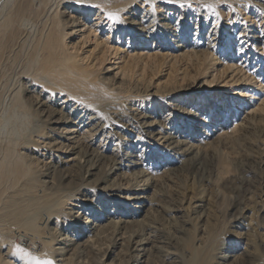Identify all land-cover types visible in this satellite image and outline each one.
<instances>
[{"label": "bare ground", "instance_id": "6f19581e", "mask_svg": "<svg viewBox=\"0 0 264 264\" xmlns=\"http://www.w3.org/2000/svg\"><path fill=\"white\" fill-rule=\"evenodd\" d=\"M11 2L0 0L1 17ZM144 2L139 5L136 0H85L80 5L68 0L61 11L63 39L49 42L53 57L48 54L52 58L41 61L45 67L40 65L46 72L43 70V74L41 67L39 71L35 68L39 75H47L39 81L38 72L33 69L36 76L31 71L20 78L22 92L12 97L1 116L0 137L8 139L9 154L13 155L15 147L21 144L18 156L46 170L21 183L19 191L9 196L10 204L3 208V214L6 213L0 217V228L6 230L0 235V264H120L125 248L133 254L129 264H264V188L259 203L243 202L235 206L237 211L231 214L235 225L225 232L217 226L219 216L215 217V201L209 187L187 184L175 193L164 188L174 170L188 166L193 169L204 162L218 176L224 161L220 162L216 147L228 144L239 132L247 136L264 121V90L254 86L245 93H231L226 89L229 84L239 86L244 78L251 81L253 77L237 78L233 75L236 69L227 64L220 71L208 70L212 78L202 83L144 87V82L142 85L139 78L131 75L138 72L136 61L150 59V53L134 52L126 58L118 56L120 49L101 48L99 41L90 48L88 38L98 36V24L106 23L110 32L117 27L121 32L129 28L138 38L150 42L170 35L178 56L213 59L210 52L222 42L226 32L201 25L200 35L192 38L190 29L182 31L189 21L167 11L164 5L173 2L187 10L191 7L212 13L211 7L206 6L209 2L160 0L158 5L157 0ZM190 2H194L193 6L186 7ZM255 2L264 5V0ZM90 9L98 14L93 17L97 22L93 20L91 25L82 15ZM109 12L117 14L119 22L109 20ZM261 32L252 29L251 40L256 41ZM190 35L194 46L191 50L184 44L191 40ZM114 57L113 64H108ZM216 62L215 59L213 65ZM129 82L134 86L126 90L124 85ZM140 87H144L143 92ZM222 91L231 96L228 101L246 98L253 107L239 119L235 112L233 127L217 128L211 133L214 120L203 117L197 105L214 104L218 108L216 100ZM259 94L263 98L254 103ZM112 97L115 101H109ZM153 99L165 102L166 114L159 112L161 102L150 104ZM259 144L264 164V144ZM151 156L163 157L158 170L147 165ZM224 181L230 182V177ZM262 182L264 185V177ZM16 184L13 188L19 185ZM99 198L104 210L111 211H97ZM158 230L163 232L162 237H157ZM109 235L113 237L112 246L102 259L96 260ZM107 257L110 262L105 261Z\"/></svg>", "mask_w": 264, "mask_h": 264}, {"label": "rangeland", "instance_id": "374dc122", "mask_svg": "<svg viewBox=\"0 0 264 264\" xmlns=\"http://www.w3.org/2000/svg\"><path fill=\"white\" fill-rule=\"evenodd\" d=\"M124 1L132 2L133 0H124ZM136 1L138 2L139 5L145 3L144 2L145 0H141V1L136 0ZM152 1H156V0H152ZM158 1L160 0H157L156 2L157 5L159 4ZM203 1L207 2L206 4H208V2L210 3L206 6L208 9L211 7L210 10L212 13L206 12L207 16L205 12L197 11L196 8L194 10V8L188 7L187 10L185 7L177 6L173 2L166 3L168 4L167 6L165 3L164 5H165V9L167 8L166 9L167 11L172 13L175 12L174 14H176L177 16L186 18V20L189 21L188 23L189 26L188 25L187 27L184 26L183 28L184 30L182 31L190 29L192 38L195 36L198 37L200 35L199 33L200 30L202 29V26L203 27L205 26L207 27V29L210 30L214 28L213 30L215 31L224 30L227 33V34L225 33V35L222 37V42L216 44L215 46L216 49L214 48L212 50L213 53L210 52L213 55L212 57L213 59L211 60L204 59L202 58V56L201 57L178 56V53L175 52L174 48L172 47L173 42L170 35L168 37H158L152 39L153 41L151 40L150 42V40L147 41L138 38L137 37L138 34L133 32V30L129 28L121 29L122 30L121 32L119 30L120 28L117 27V29H115L113 32H110L111 29L109 28V25L106 26V23L98 24L101 26V27L100 26L97 27L98 36L95 35L88 38V40L90 41L89 43H91L92 45L90 46V48H93L94 44L99 41L100 47L103 49L105 48L108 49V47H113V48L115 47L118 50L120 49L118 52V56L128 57L134 52L136 53L140 51L143 52L145 51L147 53H150L151 54L150 59L149 57H144V58H139L140 60L136 61L138 62V67H137L138 72L136 71L137 73L131 75V77L133 76V78H139L142 85L145 83L143 85L144 87L146 85H151V84L152 85L158 84L157 86L163 88V87L172 86L173 83L174 84L184 83L185 85L186 84L189 85L191 83L193 84L194 82L202 83V81L204 82L205 80L208 79L211 80L212 72L210 73L209 71L213 70V68L214 70L218 69L220 71L223 69L222 66L225 67V65L227 64L230 66L233 65V67L236 69L234 74L232 72H229V74L237 75L236 76L237 78L238 77L243 78L245 76L253 77L251 81H249L251 78H247V79L244 78V80H241L240 82L241 84L239 86H236L235 83L229 84L228 87H226V89L230 90L231 93L233 92L237 93L239 91H243L245 93L249 88L250 90H253L254 86H255L254 88L256 89L257 87L259 88L261 87L260 89L264 90V85H263L264 84V51H263L264 50V40H263L264 39V5L255 2V0H241V1L228 0L229 6L227 5V0H221V1L203 0ZM236 1L237 2L239 1V3L242 4H238ZM12 2L10 6L7 8L8 11L6 10L5 14L2 17L0 16V119L2 114L5 112L4 110L7 109L12 97L16 93L21 94L22 92L21 90L22 85L20 78L23 75H30L32 72H33L32 74L34 75L40 70L39 68L41 67L40 65L45 67L44 66L45 62H48L53 57L52 55L54 54V51L53 48L50 47L49 42L51 40H54L55 38L63 39L62 34L64 32L65 26L62 20L61 11L63 9V5L67 4L68 0H64V2L63 0H12ZM95 3L96 1H94V4ZM192 4H194V2H190L189 4L186 5V7L190 5L193 6ZM90 11L91 9L89 10V12H85V11L82 12V15L85 18L87 17L89 25H91L94 21H96L94 20V18L98 16L96 11L94 10L91 12ZM215 11L217 12L219 11V12L217 13ZM214 13H215V17H214ZM23 17L24 19L25 18L27 19V22H25ZM215 21L216 22L218 21V23H216ZM219 21L221 24L219 23ZM233 22L235 23L233 24ZM225 27L228 28L226 29ZM252 29L259 30L260 32L262 31L261 36L256 39L257 42L251 40L249 36V32L251 33ZM53 31H55V33H53ZM43 35H45V37ZM46 36L47 37L50 36V37L47 38ZM41 37L43 39L39 42V39H41ZM227 38L230 39L228 40ZM190 39H191V35H190ZM184 44H188V49L190 50L194 48L193 39H191L188 43L184 42ZM48 46L49 48H47ZM38 49H40L41 53L43 54H41ZM37 53H39L38 58H37ZM44 53L47 54L44 55ZM48 54H50L49 56L52 57L48 58ZM42 55L44 57H42ZM214 58L217 61L216 63H218L216 65H213L215 60ZM190 60L192 63L190 62ZM41 61H45V62H41ZM111 61L107 63L110 65L113 64V62L115 61V57L112 58ZM140 61L142 64L139 63ZM144 62L147 63L148 65L147 64L145 65ZM37 63L39 64V66H36L38 65ZM29 66H31L32 69ZM35 68H37L38 71L35 70ZM26 69L27 72H25ZM33 69L34 71L37 72H34ZM43 70H45L46 72V69L43 68L42 72ZM45 72H43V74ZM208 72L210 74L209 75L210 77L207 76ZM224 73H227V71ZM37 74L39 75V72ZM37 74H35V76ZM43 74H40L39 75L40 77L37 75L38 77L37 79L39 81L42 79V77L47 75V73L45 75ZM220 78L222 79L223 77ZM132 86L134 85L131 82H129L126 85H124V88L126 90H129L130 88H133ZM143 88L140 87L141 92H143ZM223 92L224 91L220 92L221 94H218L220 97L219 99L217 98L216 100V102H219L218 108H216L217 105L214 104L208 105L206 103H200L197 105V108L200 110V113L203 115V117L210 118L212 121L214 120L213 122L215 123V127H211V131H210L211 133L215 130L218 131L219 128L233 127L234 125L233 120H235L234 113L236 112L238 116V117L236 116V119H239V117L245 116L244 113L253 107V105H251V103L246 98H240L239 100L237 98L236 99L234 98L233 101L231 100L228 101V99L231 98V96H227ZM259 97L261 99L263 98L261 94H259L258 99L254 100L253 102L260 103ZM110 100L115 101L113 97L110 98L109 101ZM155 103L157 104L160 103L161 105L160 104L158 105L160 107L159 112H162L161 113L162 115L166 114V111H164L163 109V104L165 108V102L163 100H158L156 102L154 101V99L152 100V102H150V104H155ZM260 124L258 125L257 129H255V131L253 130L254 132L251 131L250 134L249 133L247 134V136H243L244 134L242 135L239 132L238 137L231 138L227 141L228 144L226 145L220 144L219 146H217L218 148L216 147V151L218 153L220 152L219 154L220 162L222 163L224 161V163H222L221 165V169L219 168L220 175L218 174L217 176L214 173V171H212L214 170V168L208 162H204L198 167L193 169L188 166L184 170H180V171L177 169L174 170L173 171L174 174L172 173L171 177L169 179H166V182H164L165 185V186L163 185L164 188L169 191L171 189V192L174 191L172 193H175L180 191L178 190L180 189V187L186 186L187 184H193L197 186L203 184V186L209 187L210 192H212L211 195H213L215 201V211H216L215 217L217 218V215L219 216L217 218L218 220H216L217 226H219L218 227L219 231H221L222 229V231L225 232L226 229L232 228V226H234L235 223L231 222V214L237 211L235 210V206L237 204L240 203L244 204L246 202L249 205H251V203L252 204L256 203V201L257 203H259L264 188L262 182V178L264 177L263 175L264 164L261 161L259 147H257V145L260 146L259 144L260 142L261 144H264V142L262 143V141H264L263 140L264 121L261 122ZM252 141L253 142L255 141L254 143H257V145L252 144L253 143ZM19 146L17 145L15 147V153L13 152L14 155L13 156L9 154L8 139L6 137H0V217L4 216L6 213L5 212L3 214V208L5 207V205L10 204L11 201L9 196L12 194V192L13 193L18 192L19 188L22 187V184L26 183L27 180L30 178L29 176L31 177L38 176V174H42L46 170V168H44L42 165H39L38 163H35L34 161H32L34 165L33 166L29 159L24 157L23 158L19 157L18 152L21 150L22 145L19 144ZM261 146L263 147V145ZM35 159L36 161L39 160L38 157L37 158L35 157ZM161 159H163V157L155 156L153 158L151 156L149 159H147L148 160L147 165L149 167L152 166L153 170H158V168L161 167L158 164V162ZM222 168L223 169L226 168V169H224L223 171ZM19 171L20 173H18ZM222 173H224V175L226 174L227 175L224 176L222 175ZM232 176H235V178ZM220 177L221 178L223 177L222 178L223 182L220 180L221 179ZM229 177H230V182L224 181L226 178ZM206 182L210 184L208 185L206 184ZM215 182L216 183L218 182V184H216ZM16 183L19 185H17ZM15 184L17 186L16 188H13L15 187ZM10 186L12 189L10 188ZM9 188L11 190H9ZM213 188L216 190H214ZM101 200L102 199L99 198L97 201V211L102 213L107 212L109 209L104 210V208L102 207L103 204L101 205ZM16 214L18 213L15 212V215ZM223 228H225V230ZM233 229L238 230L236 227ZM5 230H6L5 228L4 229L0 228V235H2V232ZM157 232H158L157 237H159V235H161V237L162 235H164L163 232H161V230H158ZM111 237L112 236L109 235L101 245L102 247L100 248L102 250L100 249L99 255L95 258L96 260H98L99 258L102 259L104 257L103 254L106 251H108L112 246L113 237L112 238ZM129 251L131 250H126V248L124 249L123 252L125 254V257L123 256L124 255L123 254L122 262L120 264H129L128 262L133 256V254L132 253L130 254ZM110 259H111L110 257H107L105 261L110 262Z\"/></svg>", "mask_w": 264, "mask_h": 264}, {"label": "snow or ice", "instance_id": "6c2138e0", "mask_svg": "<svg viewBox=\"0 0 264 264\" xmlns=\"http://www.w3.org/2000/svg\"><path fill=\"white\" fill-rule=\"evenodd\" d=\"M75 2H76L77 4H80V5H84V4H85V0H75ZM107 18H108L109 20L113 21V22H119V17H118V15L115 14V13H111V12H109V13L107 14Z\"/></svg>", "mask_w": 264, "mask_h": 264}]
</instances>
